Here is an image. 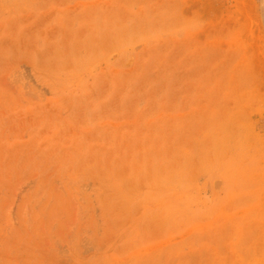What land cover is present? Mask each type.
Masks as SVG:
<instances>
[{"label": "rangeland", "instance_id": "rangeland-1", "mask_svg": "<svg viewBox=\"0 0 264 264\" xmlns=\"http://www.w3.org/2000/svg\"><path fill=\"white\" fill-rule=\"evenodd\" d=\"M261 35L264 0H0V264H264Z\"/></svg>", "mask_w": 264, "mask_h": 264}, {"label": "bare ground", "instance_id": "bare-ground-1", "mask_svg": "<svg viewBox=\"0 0 264 264\" xmlns=\"http://www.w3.org/2000/svg\"><path fill=\"white\" fill-rule=\"evenodd\" d=\"M259 27H260V26H259ZM259 29H261V27H260ZM259 31H260V33H262V32H261L262 30H259ZM261 36H264V35H261ZM219 188H220V187H219Z\"/></svg>", "mask_w": 264, "mask_h": 264}]
</instances>
